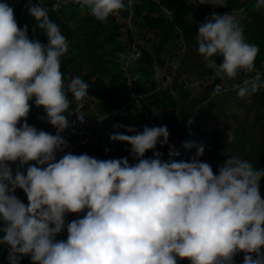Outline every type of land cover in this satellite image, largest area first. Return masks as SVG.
I'll return each mask as SVG.
<instances>
[{
	"label": "clouds",
	"instance_id": "obj_1",
	"mask_svg": "<svg viewBox=\"0 0 264 264\" xmlns=\"http://www.w3.org/2000/svg\"><path fill=\"white\" fill-rule=\"evenodd\" d=\"M73 3L101 22L126 9L125 0ZM198 3L227 7L225 0ZM26 7L44 29L47 44L30 39L27 25L18 26L14 9L0 3V243L10 246L8 264H20L24 256L33 264H177V258L190 264H234L239 252L245 253L243 264H264L259 191L264 168L254 169L250 161L230 155L214 173L199 159L203 143H186V148H196L195 156L176 160L179 153L166 125L111 134L112 141L131 145L133 164L128 157L101 160L65 152L68 142L61 133L70 123L64 113L83 121L80 109L89 85L74 77L65 89L61 58L69 50L67 38L46 9L31 0ZM254 7H264V0H256ZM196 40L198 54L216 77L235 79L241 71L254 70L259 48L246 42L233 12L205 17ZM216 55L222 63L215 62ZM259 87L264 84L253 83L252 91ZM247 92L240 87L238 95ZM68 93L77 101L72 111ZM33 99L56 134L27 123ZM193 122L190 118L187 124ZM158 141L169 147L168 160L159 151L144 158ZM57 153L64 154L57 160ZM17 161L14 171L9 162ZM24 165L26 172L20 170ZM17 188L26 194L27 204L15 195ZM81 212L86 213L82 218L66 223V214ZM65 228L67 239L57 240Z\"/></svg>",
	"mask_w": 264,
	"mask_h": 264
},
{
	"label": "trees",
	"instance_id": "obj_2",
	"mask_svg": "<svg viewBox=\"0 0 264 264\" xmlns=\"http://www.w3.org/2000/svg\"><path fill=\"white\" fill-rule=\"evenodd\" d=\"M36 1L31 0L33 4H36ZM172 1L174 0H161L164 6ZM5 2L14 9V16L18 26L23 28L27 25L29 38L39 39L41 43L47 44L48 41L44 29L38 27L39 22L28 12L26 7L27 0H0V3ZM225 3L227 7L212 6L211 4L201 5L198 0L195 3H189V0H181L180 8L170 17L163 12L161 5L148 1H143L141 4L136 5L134 16L141 17L143 21L156 29V42L154 45L152 44V52L148 49H143L141 59L135 69L139 88L150 96L151 104L157 105L160 103L161 107L165 108L169 104L167 101L171 99L169 95L162 91L156 92V89L164 79L159 68L170 57L164 48L165 41L170 36L178 37V34H180L183 41L187 45L192 46L195 49V53H198L196 40L198 25L203 23L205 17L210 16L212 12L219 14L229 10H244L245 16L240 23L244 28L246 42L259 48L255 66L259 65L264 59V7L259 10L255 9L256 0H225ZM47 15L59 25L69 44L67 54L61 58V71L65 89L67 90V84L71 78L79 77L88 83L89 90L93 91L95 98L107 102L109 107L119 105L125 98L121 59L126 49V41L122 32V23L114 15H110L106 21L101 22L92 16L88 9L81 8L78 4L73 3V0H64L57 12H49ZM179 86L177 96L182 95V91L185 90L184 84ZM87 97L88 95L83 98L82 108L88 106L86 101H84ZM262 98L264 102V92L262 93ZM68 99L70 101L69 111H72L76 108L77 101L72 97L71 93H68ZM29 103L31 108L26 118L27 123L35 126L38 130L46 132L49 127L46 124V112L42 106L37 107L35 105L34 99L29 101ZM255 119L264 121L261 109ZM23 122L22 120L21 123ZM129 128L131 127L124 125L116 133L134 134L128 131ZM134 129L138 132L143 131L142 128ZM111 145L114 149L119 150L130 144L116 140ZM261 150L264 152V138L261 143ZM119 152V158H123L122 151ZM252 165L254 169L264 168L263 162H253ZM261 183H264V177L261 178ZM73 214H66V223L75 220L74 218L72 219ZM2 235L3 233L0 232V236ZM66 239L67 231L65 228L64 231L58 234L57 240ZM8 253L9 246L0 243V264L8 256ZM244 255L245 253L239 252L235 258L243 261ZM26 257L28 256L22 257L20 264H25ZM177 264H190V261L187 258H177Z\"/></svg>",
	"mask_w": 264,
	"mask_h": 264
},
{
	"label": "crops",
	"instance_id": "obj_3",
	"mask_svg": "<svg viewBox=\"0 0 264 264\" xmlns=\"http://www.w3.org/2000/svg\"><path fill=\"white\" fill-rule=\"evenodd\" d=\"M180 5L181 0L169 2L165 4L163 12L167 16H172L180 8ZM231 12L234 14L238 13L239 21L245 16L244 10H229L220 13L230 14ZM114 16L122 23V32L124 37H126V29L128 27L126 21L127 10H122ZM131 25L139 32L143 48L152 52V44L154 45L156 42V29L143 21L141 17H134ZM164 48L170 55L166 62L171 61L172 65H168L170 73L167 72L166 74L163 72V66H167L168 63L165 62L162 65L163 68H159L161 76H164V82L162 81L156 92L162 91L169 95L171 99L167 101L169 103L168 106L162 108L160 103L157 105L151 104L150 96H148L145 100L143 112L113 118V120L109 121L108 127L119 129L124 125H128L131 128L143 129L145 125L151 127L153 125L152 122L160 120L162 125L160 124L159 126L166 125L168 127L170 132L169 142L179 153L174 159L190 160L195 156L196 148H186L185 144L203 143L205 151L199 159L209 163L214 173H218V166L230 155L246 159L251 163H264V152L261 150V143L264 138V121L255 119L260 109L261 111L264 109L262 98L264 87H259L258 90L252 91V85L247 86L248 92L242 97L238 95L239 87L236 90L223 92L216 97L210 98V81H219L227 85L232 79L216 77L214 70L206 66L207 61L203 56L195 53V49L185 42L183 46L180 44L179 36H170L165 41ZM178 55L182 58L175 61V63L179 62L178 67H173L174 62L172 59L174 60ZM213 59L217 64L223 61V57L220 55H216ZM177 71L178 74L176 75ZM181 77H184L186 82L180 81ZM254 83L257 85L264 84V78ZM180 84H184L185 90L182 91V95L177 96ZM207 86H209V90ZM88 93V97L84 99L88 104L86 107L87 111L100 113L109 107L107 102L95 98L92 90L88 89ZM64 115L67 116V113ZM149 117L152 118V121ZM190 118L194 122L188 125L187 121ZM46 122L49 125L46 132L53 135L56 134L57 129L48 123L47 114ZM226 128H230V131L225 136ZM61 135L67 140L70 135V129H65ZM162 139L161 137L160 140ZM226 141L230 150L224 148ZM111 144H113V141L110 142L104 134H90L87 147L88 153L97 159L108 160L119 159V151H122L123 158L128 157L130 164L136 162L131 159L132 156L129 152L131 145H126V147L116 150ZM159 152L163 154L162 159L167 161L169 158V147L163 145ZM226 152H229V154ZM63 154L57 153V160ZM18 163V161L16 163L9 162L14 171ZM30 163L34 164L35 162L32 161ZM27 166L24 165L20 170L26 172ZM259 191L261 198L264 199V183L260 184ZM15 195L27 204V196L23 190L17 188ZM1 264H8L7 257L3 259Z\"/></svg>",
	"mask_w": 264,
	"mask_h": 264
},
{
	"label": "built area",
	"instance_id": "obj_4",
	"mask_svg": "<svg viewBox=\"0 0 264 264\" xmlns=\"http://www.w3.org/2000/svg\"><path fill=\"white\" fill-rule=\"evenodd\" d=\"M64 0H37L36 4L46 9L47 13L57 12L61 7ZM143 1L152 2L157 5H161L164 8L161 0H132L129 6V0H125L127 10V29L126 37V49L121 59V72L123 75V85L125 88V98L122 102L114 107H108L100 113H90L86 108H81L80 112L84 116L81 122L75 113L69 115L67 113V119L70 123V135L67 139L68 147L65 152H72L79 155L87 153L89 156L94 157L88 153V140L90 134H104L110 139L111 134H115L118 129L108 127L109 121L116 117H125L131 114H136L144 111L145 100L148 97L147 93H144L139 88L136 75V65L141 59L143 53V46L141 37L137 29L131 25L134 16V9L136 5L141 4ZM170 17V16H169ZM180 44L183 46L184 41L179 34ZM264 78V59L259 65L254 67L252 72L241 71L235 79H232L227 85L222 82L215 81L210 83V98L216 97L223 92L236 90L239 87H247L252 85L257 80ZM180 81L186 82L184 77L180 78ZM219 87V91L217 88ZM264 119V111H263ZM95 158V157H94ZM30 256L25 258V264H30ZM234 264H243V261L234 257Z\"/></svg>",
	"mask_w": 264,
	"mask_h": 264
},
{
	"label": "rangeland",
	"instance_id": "obj_5",
	"mask_svg": "<svg viewBox=\"0 0 264 264\" xmlns=\"http://www.w3.org/2000/svg\"><path fill=\"white\" fill-rule=\"evenodd\" d=\"M219 14L222 15V13H219ZM223 14H224V13H223ZM237 14H238V13H237ZM237 14H236V15H237ZM183 55H184V53H183ZM181 58H182V57H179V55H178V56H176V58H175L174 60L172 59V61L175 63L176 60H180ZM169 60H171V59H169ZM177 62H178V61H177ZM166 63H168V64H167V66L164 65V66H163L164 68L161 66V67L163 68V70H164V71H163L164 74H166L167 72L170 73V71H169L170 68H169L168 65H172V64H171V61H168V62H166ZM178 64H179V62H178ZM161 67H160V68H161ZM159 70H160V69H159ZM179 72H181V71H179ZM177 74H178V71L176 72V75H177ZM187 74H188V73H187ZM163 78H164V76H163ZM163 82H164V81H163ZM212 82H214V81H210L209 84L212 83ZM208 87H209V86H207V88H208ZM208 90H209V88H208ZM263 111H264V109H263ZM263 111H262V114H263ZM150 117H151V116H150ZM150 117H149V118H150ZM149 118H148V119H149ZM150 120L152 121V118H150ZM163 122L165 123V121H163ZM152 124H153V125H152L151 127H153V126H157V127H158L160 124L162 125V122L160 123V120H158L157 122H152ZM165 124H166V123H165ZM228 127H229V126H228ZM230 128H231V127H230ZM230 128H226L227 131L225 130V136L229 134V133H227V132L230 131ZM159 139H160V138H159ZM224 144H225V147H224V148H225V149H226V148L228 149V146H229V145H228V142L226 141ZM161 148H162V146H161V144H160L159 141H158V143H157V145H156V148H155V149H151V150L146 151V153H145V157H144V158L152 157L154 151H159ZM227 149H226V150H227ZM228 150H230V148H229ZM226 153L229 154V152H226ZM227 156H229V155H227ZM227 156H226V157H227ZM131 159H132V161L134 160L133 157H131ZM218 160L221 161L220 159H218ZM84 214H86V213H85V212L74 213L72 219H73V218H74V219H76V218H82V216H83ZM30 264H33L32 261H31Z\"/></svg>",
	"mask_w": 264,
	"mask_h": 264
}]
</instances>
